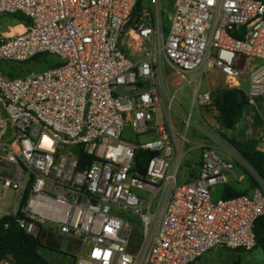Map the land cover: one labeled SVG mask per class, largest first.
Masks as SVG:
<instances>
[{"label":"built area","instance_id":"1","mask_svg":"<svg viewBox=\"0 0 264 264\" xmlns=\"http://www.w3.org/2000/svg\"><path fill=\"white\" fill-rule=\"evenodd\" d=\"M138 2L0 0V15L25 18L0 41V60L60 59L23 77L0 68V217L36 237L49 230L80 240L74 264H192L217 248L252 251L264 181L202 115L216 111L211 92L194 91L189 113L176 95L192 82L189 72L215 69L249 105L264 99V1L175 0L166 33L163 11L135 15ZM126 39L141 56L123 51ZM190 128L205 141L193 142ZM79 149L94 157L82 169ZM195 149L198 174L180 184V165ZM217 151L255 177L251 195L214 198L234 170ZM121 211L140 219L135 248Z\"/></svg>","mask_w":264,"mask_h":264},{"label":"rangeland","instance_id":"2","mask_svg":"<svg viewBox=\"0 0 264 264\" xmlns=\"http://www.w3.org/2000/svg\"><path fill=\"white\" fill-rule=\"evenodd\" d=\"M174 1L175 0H143L141 9L151 14L154 13L156 6L158 10L161 9L163 11V29L166 33L169 27L168 17L172 15ZM19 25L20 22L12 15H0V41L6 36L19 31L21 29V26ZM122 49L125 53L135 57L139 55L141 56L142 54L135 49H130V47H128L127 39L124 40ZM248 61L249 63L251 62L250 59ZM255 64L256 63L253 61L250 64L249 69L244 70L242 77L243 81L247 80L248 73ZM58 65H60V59L48 54H41L27 62H7L0 60V68L8 78L23 77L27 74L46 70ZM187 77L192 80V82L190 83L186 81L184 87L176 95L178 102L186 113H189L191 110L194 91L199 90L201 93H212L219 91L225 86L223 79L219 75V71L215 69L202 70V72H189ZM244 87L247 86L245 85ZM171 88L173 92L177 89L174 84H172ZM250 110L251 106H247L243 111L246 113ZM201 113L203 116L209 118L211 117V119L215 120L212 110L207 109V111H204V109H201ZM171 116L177 130H184V125H182L180 118L174 112ZM194 117L195 119H199L197 110L194 112ZM159 123L168 126V119L164 111H161L159 115ZM215 128L218 132H220L219 127L215 126ZM254 134L255 133L252 134V137ZM231 135L232 133L229 134V136ZM188 136L195 143H202L205 141V138L200 136L195 128H190ZM124 138L126 140H133V134L129 126H126ZM228 138L231 139V137ZM229 145L234 148L230 143ZM189 147L190 145H187L186 150ZM232 148H229L230 151H234ZM217 153L221 159L234 163V170L229 175L228 185L235 186L237 188H247L249 189L247 195H251L255 185L253 187L251 186V174L248 169L240 163V161L243 162L245 160H243V157L239 154V152L238 159L240 161L235 160L234 157L227 152L217 151ZM201 154L202 151L200 149H195L185 157L179 170L180 184L196 177L199 171L198 166L200 165ZM245 164L247 168L254 171L246 161ZM221 189V186L217 188L214 195L215 199L220 198ZM120 216L125 218V220L132 227L131 243L135 248L141 241L142 227L140 219L135 214L127 211H121ZM40 240L45 246V248L41 249V253L51 264H74L75 258L80 254L83 245L78 239L49 230H43L40 235ZM236 262H238V264H264V249L262 247H256L252 251L238 253L225 248H217L210 251L198 264H235Z\"/></svg>","mask_w":264,"mask_h":264},{"label":"trees","instance_id":"3","mask_svg":"<svg viewBox=\"0 0 264 264\" xmlns=\"http://www.w3.org/2000/svg\"><path fill=\"white\" fill-rule=\"evenodd\" d=\"M142 1L139 0L135 15H139L142 11ZM12 16L20 24L25 23V18L21 14H13ZM211 106H214L218 112L216 121L221 136L239 152L243 159L253 168L258 177L264 181V151L258 148L259 141L257 139L239 141L229 139L226 135L227 131L235 128L237 118L242 114L245 107L249 106L244 91L236 88L223 87L219 91L211 93ZM76 153L81 164V169L94 160V157L86 154L82 149H79ZM256 184L255 177L251 175V186H256ZM248 192V190H237L227 184L222 187L220 198L237 197L246 195ZM254 232L257 240L256 247H262L264 249V215L257 220ZM42 248H45V246L42 244L40 237L29 234L19 226L16 219L10 216L0 217V263L51 264L42 255ZM231 251L238 253L244 252V250ZM235 264H238V262Z\"/></svg>","mask_w":264,"mask_h":264},{"label":"crops","instance_id":"4","mask_svg":"<svg viewBox=\"0 0 264 264\" xmlns=\"http://www.w3.org/2000/svg\"><path fill=\"white\" fill-rule=\"evenodd\" d=\"M19 26H21L20 30H22V28H23L22 24H20ZM219 75L221 76V78L224 81V85H225L224 87H227L226 82H225L224 74L219 72ZM242 84H243V88L245 89L246 87H244V86L245 85L247 86V80L243 81V79H242ZM249 106H251V105H249ZM263 110H264V99H259L256 105L251 106V110L249 112H246V113H244V111L242 112V114L236 120L235 128L233 130H230V131L226 132L227 137H231V139H236V140H239V141L257 139L259 141L258 148L260 147L261 150L264 151V148H263L264 145L261 142L262 137H264V112H263ZM217 115H218V112L217 111H213V117H215V120L211 119V117L210 118L206 117V119L212 125L219 127L218 124H217V121H216V116ZM230 133H232L231 136H229ZM253 133H255V134L252 137ZM232 187L237 189V190H240V191L249 190L247 188H237L235 186H232ZM208 253H206L197 262H194L192 264L200 263V261ZM0 264H9V263L2 262Z\"/></svg>","mask_w":264,"mask_h":264},{"label":"water","instance_id":"5","mask_svg":"<svg viewBox=\"0 0 264 264\" xmlns=\"http://www.w3.org/2000/svg\"><path fill=\"white\" fill-rule=\"evenodd\" d=\"M150 156H147L146 158H144V160L142 161V163L144 164V165H148V163H149V161H150ZM244 160V159H243Z\"/></svg>","mask_w":264,"mask_h":264}]
</instances>
